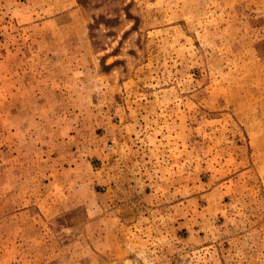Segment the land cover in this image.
Listing matches in <instances>:
<instances>
[{
	"label": "rangeland",
	"instance_id": "374dc122",
	"mask_svg": "<svg viewBox=\"0 0 264 264\" xmlns=\"http://www.w3.org/2000/svg\"><path fill=\"white\" fill-rule=\"evenodd\" d=\"M0 264H264V0H0Z\"/></svg>",
	"mask_w": 264,
	"mask_h": 264
}]
</instances>
